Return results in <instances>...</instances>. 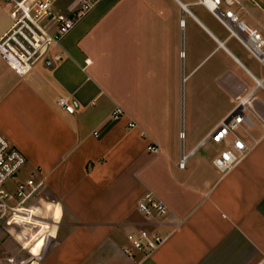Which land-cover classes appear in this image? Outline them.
<instances>
[{
  "label": "crops",
  "instance_id": "crops-1",
  "mask_svg": "<svg viewBox=\"0 0 264 264\" xmlns=\"http://www.w3.org/2000/svg\"><path fill=\"white\" fill-rule=\"evenodd\" d=\"M52 1L71 13L82 0ZM202 1L98 0L29 74L0 57V132L27 158L21 179L41 170L46 189L37 209L50 221L45 240L4 237L0 250L12 242L41 255V264L261 261L264 65L225 14L264 37V0H222L219 17ZM10 11L0 0V38ZM56 55L63 60L50 62ZM243 102L251 123L236 135L250 151L222 174L213 161L226 145L208 136ZM117 108L120 119L112 117ZM146 194L168 215L144 218L138 204ZM143 229L171 235L149 258L127 257L128 236Z\"/></svg>",
  "mask_w": 264,
  "mask_h": 264
},
{
  "label": "built area",
  "instance_id": "built-area-1",
  "mask_svg": "<svg viewBox=\"0 0 264 264\" xmlns=\"http://www.w3.org/2000/svg\"><path fill=\"white\" fill-rule=\"evenodd\" d=\"M11 6L10 29L0 38V57H2L19 75H27L33 71L36 63L47 57L50 51L59 47L62 41L74 30L94 8L98 0H82L78 8L71 13L58 10L52 0H5ZM229 5L238 0H225ZM222 0H203L202 4L215 16H220L219 8ZM230 25H236L245 38L239 40L249 54L264 65V37L257 30H249L234 13H226ZM228 30L234 34L232 27ZM183 56V54H182ZM62 55H56L52 63H60ZM238 105L223 120L208 139L215 145H226V148L213 161L214 167L222 174L231 172L249 153L250 148L236 135L237 130L250 125L245 114L246 105ZM58 106L68 114H74V107L66 98H60ZM124 111L117 108L112 117L120 119ZM130 127H135L131 124ZM152 153L158 148L149 147ZM183 157L179 167H185ZM27 158L14 147L0 132V248L4 237L28 239L31 242L46 238L45 228L50 221L48 212L37 209L42 199L46 182L41 170L32 171L21 179ZM138 210L146 219L168 215L167 206L146 194L138 204ZM171 233L164 236L149 230H139L128 236L129 246L123 249L124 255L135 258L138 254L149 258L155 254L168 240ZM43 248V247H42ZM28 251L29 260L24 264H41V255L33 256ZM1 264V263H0ZM3 264V263H2ZM11 264V262H6ZM258 264H264V253Z\"/></svg>",
  "mask_w": 264,
  "mask_h": 264
},
{
  "label": "rangeland",
  "instance_id": "rangeland-1",
  "mask_svg": "<svg viewBox=\"0 0 264 264\" xmlns=\"http://www.w3.org/2000/svg\"><path fill=\"white\" fill-rule=\"evenodd\" d=\"M8 244V245H7ZM6 246H9L5 250H0V263L6 264L10 257H14L19 264L25 263L29 260V256L25 252H20L18 247L12 242H8Z\"/></svg>",
  "mask_w": 264,
  "mask_h": 264
}]
</instances>
